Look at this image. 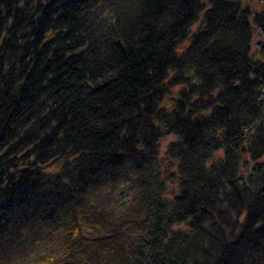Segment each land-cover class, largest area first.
<instances>
[{"label": "trees", "instance_id": "obj_1", "mask_svg": "<svg viewBox=\"0 0 264 264\" xmlns=\"http://www.w3.org/2000/svg\"><path fill=\"white\" fill-rule=\"evenodd\" d=\"M256 26L241 0H0V264H264Z\"/></svg>", "mask_w": 264, "mask_h": 264}, {"label": "rangeland", "instance_id": "obj_2", "mask_svg": "<svg viewBox=\"0 0 264 264\" xmlns=\"http://www.w3.org/2000/svg\"><path fill=\"white\" fill-rule=\"evenodd\" d=\"M245 5L249 6L251 8V10H253L254 13H263L264 12V2L263 0H241ZM199 28V26L197 25L195 27V30L197 31V29ZM187 46V45H186ZM264 48V31L261 30V28L259 27H255L254 28V42H253V50L254 54L257 57H261L263 58V55L261 53V49ZM177 137L174 136H169L167 138L164 139L163 141V147L162 148V159H163V163H162V172L164 174L165 177H169V179L167 180V188L168 189V193L169 196L174 197L177 192L179 191V183L178 180L176 178H173V175L176 173L177 171V165L175 163H172L171 161L167 160V156H166V151L167 148L170 144H172V142L176 141ZM223 154L219 153L216 156V159L221 157ZM249 161V160H248ZM251 168V167H250ZM246 169L245 171L248 172V170L250 169ZM101 207L107 208L109 209L112 213L114 214H118L119 210L123 207V205L126 204L125 201V197L120 194L119 192H112L109 193L107 195H104L98 202H97Z\"/></svg>", "mask_w": 264, "mask_h": 264}]
</instances>
